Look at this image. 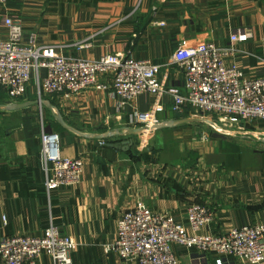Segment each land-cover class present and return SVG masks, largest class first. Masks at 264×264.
I'll return each instance as SVG.
<instances>
[{"label":"crops","instance_id":"1","mask_svg":"<svg viewBox=\"0 0 264 264\" xmlns=\"http://www.w3.org/2000/svg\"><path fill=\"white\" fill-rule=\"evenodd\" d=\"M5 18L20 23L24 40L34 33L65 56L95 61L119 53L161 65L159 81L181 91L184 78L172 57L178 46L196 42L231 47L228 64L264 77V0H8L0 5V39ZM242 30L250 36L232 43ZM32 86L35 80L8 103L36 101ZM47 96L0 111V237L41 238L53 224L74 241L72 264H121L106 247L116 239L118 218L138 204L179 223L187 205L207 206L214 216L203 234L264 224V121L227 125L205 141L192 123H174L165 95L144 93L122 108L110 90ZM155 103L162 112H153ZM180 114L194 116L188 109ZM152 118L166 127L151 131ZM125 128L138 133H116ZM41 133L57 134L62 156L81 161L78 185L46 191ZM174 254L178 264L215 259L194 249L175 247ZM37 264L51 260L43 254Z\"/></svg>","mask_w":264,"mask_h":264},{"label":"built area","instance_id":"2","mask_svg":"<svg viewBox=\"0 0 264 264\" xmlns=\"http://www.w3.org/2000/svg\"><path fill=\"white\" fill-rule=\"evenodd\" d=\"M8 0H0L6 6ZM6 37L0 39V93L9 102L22 98L35 80L38 94H79L87 89L110 90L119 108L144 94L165 95L173 113L188 109L195 114L212 115L220 133L222 125L264 121V77L246 76L235 64H228L230 48L196 42L176 48L172 64L182 73L183 91L165 87L158 79L161 65L137 61L129 55L110 54L95 61L63 55L52 46L37 42L34 33L24 40L18 21L5 18ZM250 33L242 30L230 37L232 43L245 41ZM44 71V75H41ZM105 77L101 81L100 77ZM163 105L155 103V114ZM137 121L142 113L135 112ZM158 125L155 118L149 122ZM41 164L47 192L79 184L82 168L79 159L63 157L57 134L41 133ZM207 206L189 204L185 223L166 213L138 204L117 220L116 239L106 247L121 264H178L174 248L213 254V264H260L264 261V224L232 229L221 235L203 234L213 221ZM74 241L50 224L41 238L0 237V264H37L47 255L51 264H72Z\"/></svg>","mask_w":264,"mask_h":264},{"label":"rangeland","instance_id":"3","mask_svg":"<svg viewBox=\"0 0 264 264\" xmlns=\"http://www.w3.org/2000/svg\"><path fill=\"white\" fill-rule=\"evenodd\" d=\"M34 89V99L39 102V104L45 102L48 99L47 95L44 94H38L37 90L35 89V86H32ZM3 112H0V117L3 116ZM191 119H197L200 120L198 122L192 123L195 127V131L199 133V137L202 140H207L210 137V134L215 133V130L211 127L210 123H218L219 120L217 117L212 115H203V114H195L193 118ZM221 128L229 129L227 125L220 126Z\"/></svg>","mask_w":264,"mask_h":264},{"label":"water","instance_id":"4","mask_svg":"<svg viewBox=\"0 0 264 264\" xmlns=\"http://www.w3.org/2000/svg\"><path fill=\"white\" fill-rule=\"evenodd\" d=\"M34 104H39V102L37 101H34V102H27V103H20V104H13V103H3V104H0V111H4V112H14V111H18V110H21V109H24V108H27L31 105H34ZM181 114L180 113H177L176 114V117L179 119L178 121H175L174 123H179V124H190V123H194V122H198L200 120H197V119H180L181 118ZM210 125H212V123H210ZM163 127H166V125L164 124H160V125H157L153 128H151L150 130L154 131V130H157V129H160V128H163ZM138 130V129H137ZM137 130H129V129H120L119 131H117L116 133H120L121 131L122 132H127V133H130V134H136L138 133ZM142 130V129H140ZM143 131V130H142ZM220 136V133L218 132H215L212 134V137H219ZM125 146V150L128 149V146L130 145L129 142H125L123 144Z\"/></svg>","mask_w":264,"mask_h":264},{"label":"trees","instance_id":"5","mask_svg":"<svg viewBox=\"0 0 264 264\" xmlns=\"http://www.w3.org/2000/svg\"><path fill=\"white\" fill-rule=\"evenodd\" d=\"M1 94H3V93H0V96H1ZM1 100V99H0ZM9 101H4V102H0V104H3V103H8Z\"/></svg>","mask_w":264,"mask_h":264}]
</instances>
